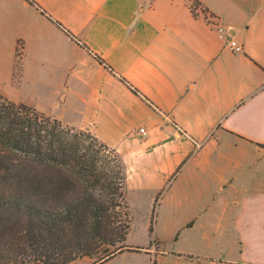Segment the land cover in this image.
Returning a JSON list of instances; mask_svg holds the SVG:
<instances>
[{
  "label": "crops",
  "instance_id": "0c3cea01",
  "mask_svg": "<svg viewBox=\"0 0 264 264\" xmlns=\"http://www.w3.org/2000/svg\"><path fill=\"white\" fill-rule=\"evenodd\" d=\"M36 1L142 93L28 1L0 0V92L115 148L127 196L161 194L160 243L113 259L264 264V0H200L223 37L194 0Z\"/></svg>",
  "mask_w": 264,
  "mask_h": 264
},
{
  "label": "trees",
  "instance_id": "16d2710c",
  "mask_svg": "<svg viewBox=\"0 0 264 264\" xmlns=\"http://www.w3.org/2000/svg\"><path fill=\"white\" fill-rule=\"evenodd\" d=\"M26 1L117 74L36 0ZM126 178L119 152L92 132L0 92V264H69L85 256L103 264L125 251L147 250L126 242L131 229ZM160 195L149 225L152 244L160 243L155 234Z\"/></svg>",
  "mask_w": 264,
  "mask_h": 264
},
{
  "label": "rangeland",
  "instance_id": "374dc122",
  "mask_svg": "<svg viewBox=\"0 0 264 264\" xmlns=\"http://www.w3.org/2000/svg\"><path fill=\"white\" fill-rule=\"evenodd\" d=\"M131 218V240L136 245L146 246L149 242V220L152 214L153 203L156 196H126ZM97 257L90 259L95 263ZM147 257L143 254L137 255L131 252L121 258H115L106 264H147ZM73 264H81L75 262Z\"/></svg>",
  "mask_w": 264,
  "mask_h": 264
},
{
  "label": "built area",
  "instance_id": "2783aa9c",
  "mask_svg": "<svg viewBox=\"0 0 264 264\" xmlns=\"http://www.w3.org/2000/svg\"><path fill=\"white\" fill-rule=\"evenodd\" d=\"M150 3H152L154 0H148ZM192 11L194 15L203 17L210 25H212L217 32L220 34V36H226L228 35L227 30L223 28V26L220 25L219 18L206 10L204 5L198 4L195 1L191 4ZM228 44L230 48L234 51H242L243 45L240 44L237 40L233 39L232 37L228 36ZM140 133H146L145 128H140Z\"/></svg>",
  "mask_w": 264,
  "mask_h": 264
}]
</instances>
